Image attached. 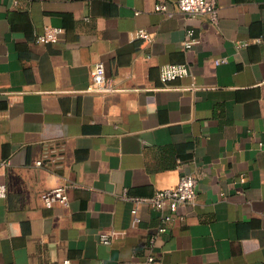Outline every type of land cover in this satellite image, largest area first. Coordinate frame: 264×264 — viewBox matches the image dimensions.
Wrapping results in <instances>:
<instances>
[{"label":"crops","instance_id":"obj_1","mask_svg":"<svg viewBox=\"0 0 264 264\" xmlns=\"http://www.w3.org/2000/svg\"><path fill=\"white\" fill-rule=\"evenodd\" d=\"M218 5L214 23L176 0H0V264H264V0ZM98 61L120 90L88 91ZM166 63L190 72L163 82ZM184 173V217L145 203L133 224L131 197ZM64 183L69 204H44Z\"/></svg>","mask_w":264,"mask_h":264},{"label":"built area","instance_id":"obj_2","mask_svg":"<svg viewBox=\"0 0 264 264\" xmlns=\"http://www.w3.org/2000/svg\"><path fill=\"white\" fill-rule=\"evenodd\" d=\"M176 4L181 11L191 16L207 14L214 23H218L219 21L218 0H176ZM156 8L161 11H167L168 5L166 2L161 1L156 5ZM59 31H62V28L49 27L44 33L37 36V40L39 42L55 41ZM137 33L140 38H150V34L144 29H139ZM195 42L194 30L189 29L184 44L187 48H190ZM189 72V68L186 64L166 63L161 66L160 76L163 82H168L184 77L188 75ZM87 89L90 92L109 94L120 90V85L114 77L107 74L104 62L98 61L92 69L91 81ZM38 163H41V160H39ZM197 184L198 179L196 175L184 173L180 176L176 184L158 188L151 196H132L131 198L134 203L132 209L133 224H137L140 221V207L145 203L157 209L164 210L163 219L165 223H171L177 218H183L184 215L179 213V210L186 204H193L196 202L198 196ZM71 186L72 184L70 183L60 184L42 191L40 197L46 205H68L70 200L69 188ZM6 191V186L0 184V196H5ZM166 229V225L160 226L159 228L160 231ZM119 233L120 232L116 230L102 232L100 234L101 241L110 243ZM121 264H159V260L154 254H148L145 259L141 261L123 262Z\"/></svg>","mask_w":264,"mask_h":264}]
</instances>
